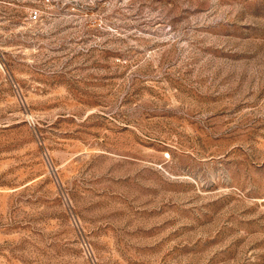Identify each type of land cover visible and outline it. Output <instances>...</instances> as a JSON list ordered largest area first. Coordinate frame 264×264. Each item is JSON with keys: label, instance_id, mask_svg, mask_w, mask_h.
<instances>
[{"label": "rangeland", "instance_id": "374dc122", "mask_svg": "<svg viewBox=\"0 0 264 264\" xmlns=\"http://www.w3.org/2000/svg\"><path fill=\"white\" fill-rule=\"evenodd\" d=\"M0 264H264V0H0Z\"/></svg>", "mask_w": 264, "mask_h": 264}, {"label": "built area", "instance_id": "2783aa9c", "mask_svg": "<svg viewBox=\"0 0 264 264\" xmlns=\"http://www.w3.org/2000/svg\"><path fill=\"white\" fill-rule=\"evenodd\" d=\"M29 16H30L31 20L38 19V17H39L38 10L37 9L32 10Z\"/></svg>", "mask_w": 264, "mask_h": 264}]
</instances>
